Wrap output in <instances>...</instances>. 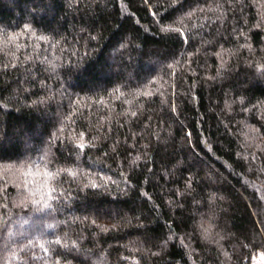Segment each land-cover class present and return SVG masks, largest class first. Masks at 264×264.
I'll list each match as a JSON object with an SVG mask.
<instances>
[{"label": "trees", "instance_id": "trees-1", "mask_svg": "<svg viewBox=\"0 0 264 264\" xmlns=\"http://www.w3.org/2000/svg\"><path fill=\"white\" fill-rule=\"evenodd\" d=\"M264 0H0V264H257Z\"/></svg>", "mask_w": 264, "mask_h": 264}, {"label": "rangeland", "instance_id": "rangeland-1", "mask_svg": "<svg viewBox=\"0 0 264 264\" xmlns=\"http://www.w3.org/2000/svg\"><path fill=\"white\" fill-rule=\"evenodd\" d=\"M257 264H264V255H261L258 257V259L256 260Z\"/></svg>", "mask_w": 264, "mask_h": 264}]
</instances>
